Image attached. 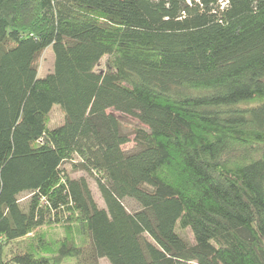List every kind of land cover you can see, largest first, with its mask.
<instances>
[{
    "label": "trees",
    "instance_id": "16d2710c",
    "mask_svg": "<svg viewBox=\"0 0 264 264\" xmlns=\"http://www.w3.org/2000/svg\"><path fill=\"white\" fill-rule=\"evenodd\" d=\"M102 259L264 264V0H0V264Z\"/></svg>",
    "mask_w": 264,
    "mask_h": 264
},
{
    "label": "rangeland",
    "instance_id": "374dc122",
    "mask_svg": "<svg viewBox=\"0 0 264 264\" xmlns=\"http://www.w3.org/2000/svg\"><path fill=\"white\" fill-rule=\"evenodd\" d=\"M104 61L105 59L102 60L101 64L98 67L99 69L102 68ZM37 67H38V77L39 78H43L44 76L52 72L53 54L50 48H47L46 50L42 52L41 56L38 59ZM63 119H64V115L60 107L53 106V108L51 109L48 115V128L54 129V128L59 127L63 123ZM137 127H138V124L134 119H127L124 122L123 130L129 137V142L122 147L123 151L132 152L135 150V144L133 142V138H134L133 131ZM62 168L65 169V171L69 173L73 178H78L80 176L86 177L88 179L89 187L93 194L94 200L96 201L99 207L101 208L104 207L103 201L100 197L97 186L92 178L87 177L82 172H72L70 162L64 163ZM124 204L130 211L136 210L138 208L137 205L130 200L125 201ZM39 233H44V237H46V239L52 243L57 240L63 239L64 237L63 229L60 227H56V226H50L49 228L48 227L42 228L39 230ZM179 234L186 240L192 241L191 234L188 230L179 231ZM64 264H75V262L73 260H70V261H66ZM96 264H109V263L106 260L102 259V260L97 261ZM186 264H196V263L190 262Z\"/></svg>",
    "mask_w": 264,
    "mask_h": 264
}]
</instances>
